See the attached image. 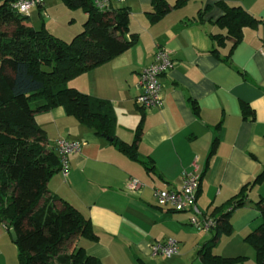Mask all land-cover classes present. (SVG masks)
Returning <instances> with one entry per match:
<instances>
[{"label":"crops","instance_id":"0c3cea01","mask_svg":"<svg viewBox=\"0 0 264 264\" xmlns=\"http://www.w3.org/2000/svg\"><path fill=\"white\" fill-rule=\"evenodd\" d=\"M152 1H113L111 8L129 9V27L138 34L137 42L71 80L81 92L110 102L121 140L133 143L141 130L136 143L139 159L96 135L63 106L54 107L35 115L51 146L60 138L82 145L69 156L67 175L55 173L47 189L74 205L98 235L96 241H72L70 252L80 245L103 264H193V259L202 264L199 251L214 232L192 225L188 211L158 206L154 192L180 188L185 174L199 173L197 205L202 214L214 218L217 207L264 169V0H185L156 21ZM167 1L174 6L178 0ZM218 1L242 6L259 20L244 28L228 61L231 41L219 49L220 57L213 53L211 35L224 32L215 23L223 15ZM44 3L48 12L52 2ZM159 48L169 50L174 59L161 78L164 105L143 108L135 103L139 75ZM243 104L253 113L245 116ZM131 180L139 182L134 191L128 188ZM261 197L264 181L252 189L245 205L233 211L232 233L221 236L212 249L215 254L245 256L249 264H257L245 237L262 222L255 206ZM168 239L176 240L177 254L152 256V244ZM0 264H20L19 249L3 225Z\"/></svg>","mask_w":264,"mask_h":264},{"label":"trees","instance_id":"16d2710c","mask_svg":"<svg viewBox=\"0 0 264 264\" xmlns=\"http://www.w3.org/2000/svg\"><path fill=\"white\" fill-rule=\"evenodd\" d=\"M13 0H0V225L16 234L20 264H103L77 245L71 252L67 243L84 238L96 241L91 221L70 202L51 194L47 183L61 170L60 157L47 139L35 115L63 106L67 113L92 129L129 157L138 160L136 143L121 140L115 133V118L109 101L69 86L76 76L103 64L129 49L138 40L130 31L127 7L98 9L93 0H62L70 9L87 14L83 30L71 41L51 33L45 25L36 29L28 15L11 8ZM174 6L167 0H153L152 20L163 17ZM217 5L223 15L216 24L224 32L211 35L213 53L231 41L225 60L242 41L244 28L259 20L242 6L225 1ZM199 12L197 19L201 18ZM191 105H197L190 99ZM243 114H252L248 104ZM155 172L154 166L146 165ZM264 181V169L244 184L212 216L214 235L199 251L202 264H235L245 256L222 257L212 249L223 235L232 233V214L245 205L252 189ZM42 201V202H41ZM262 222L245 237L256 253L257 264H264V197L255 202ZM216 214V215H215Z\"/></svg>","mask_w":264,"mask_h":264},{"label":"built area","instance_id":"2783aa9c","mask_svg":"<svg viewBox=\"0 0 264 264\" xmlns=\"http://www.w3.org/2000/svg\"><path fill=\"white\" fill-rule=\"evenodd\" d=\"M113 1L124 0H96L95 6L100 10L111 8ZM44 0H13L11 8L21 15L30 14L33 7H44ZM174 59L169 50L159 48L155 52L153 61L139 75V93L135 97V103L143 108H161L164 105L161 78L173 67ZM82 142L60 138L55 142V149L60 157L61 171L67 175L70 169L69 156L78 152ZM201 184L199 173L185 174L180 188L156 189L154 197L158 206L170 210L191 213L190 223L198 229L210 230L214 226L212 218L204 215L198 208L197 197ZM139 186L137 180H131L128 188L136 190ZM178 252L177 242L173 239L156 241L151 246V255H163L167 258L175 256Z\"/></svg>","mask_w":264,"mask_h":264},{"label":"rangeland","instance_id":"374dc122","mask_svg":"<svg viewBox=\"0 0 264 264\" xmlns=\"http://www.w3.org/2000/svg\"><path fill=\"white\" fill-rule=\"evenodd\" d=\"M49 2H52V5L48 12L44 8L39 9L38 7H33L30 10V23L36 29H40L45 25L46 28L48 27L47 29L50 28L55 36L68 42L71 41L76 34L83 30V24L86 21V18H83V11L81 9L70 10L67 6L63 5L61 0H49ZM57 4H60V6L57 7ZM47 17H50V19L47 20ZM47 21H50L48 26L45 24ZM71 85L70 81L69 86ZM67 244V250L73 247L72 242ZM191 261L190 263H197V259ZM245 262L249 264V259L246 258L235 264H243Z\"/></svg>","mask_w":264,"mask_h":264},{"label":"water","instance_id":"95a60500","mask_svg":"<svg viewBox=\"0 0 264 264\" xmlns=\"http://www.w3.org/2000/svg\"><path fill=\"white\" fill-rule=\"evenodd\" d=\"M13 240L16 241V234L13 232L12 233Z\"/></svg>","mask_w":264,"mask_h":264}]
</instances>
